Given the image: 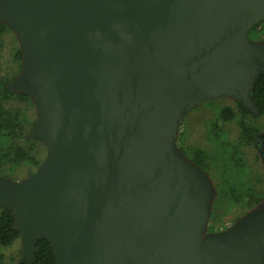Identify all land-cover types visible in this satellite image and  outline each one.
<instances>
[{
  "label": "water",
  "instance_id": "obj_1",
  "mask_svg": "<svg viewBox=\"0 0 264 264\" xmlns=\"http://www.w3.org/2000/svg\"><path fill=\"white\" fill-rule=\"evenodd\" d=\"M0 19L48 149L27 179L0 177L27 260L47 238L57 264H264V205L201 243L211 186L171 153L195 101L230 90L256 113L264 0H0Z\"/></svg>",
  "mask_w": 264,
  "mask_h": 264
},
{
  "label": "rangeland",
  "instance_id": "obj_2",
  "mask_svg": "<svg viewBox=\"0 0 264 264\" xmlns=\"http://www.w3.org/2000/svg\"><path fill=\"white\" fill-rule=\"evenodd\" d=\"M0 20L8 25L5 31L0 32V96L4 94L7 86L13 85L14 95L3 99L4 106L12 111H21L23 132L17 142L41 163L47 156L48 149L44 140L35 134L42 128L38 125V103L32 96L29 99L20 96L25 90L22 83L26 70L23 41L13 25L6 20ZM251 36L258 43L264 44V24L251 33ZM20 50L22 58L18 57ZM240 101L241 99L230 90L205 97L199 102L195 101L183 114L174 134L171 149L173 155H181L188 160L187 154L192 148L201 149L211 161L208 171L203 174L210 183L211 197L199 237L201 243H205L206 237L232 233L233 228L258 209L259 204L253 207L248 205L249 197L244 192L248 185H254L264 191V144L261 143V140H264V114H244L238 105ZM224 107H232L235 110L233 120L224 121L220 118V110ZM242 119L257 130L253 142H248L242 136L239 124ZM3 146L0 143V155L3 154ZM239 152L240 157L236 156ZM38 166L23 160H7L0 166V177L22 181L35 172ZM226 171L232 176L238 174L237 177L245 181L244 185L237 183L235 186L238 192L235 193L237 198L234 202H231V198L223 196L225 190L222 183L228 182ZM262 200L264 204V198ZM0 253L3 255L2 264H20L21 259L27 258L21 237L11 245H0Z\"/></svg>",
  "mask_w": 264,
  "mask_h": 264
},
{
  "label": "trees",
  "instance_id": "obj_3",
  "mask_svg": "<svg viewBox=\"0 0 264 264\" xmlns=\"http://www.w3.org/2000/svg\"><path fill=\"white\" fill-rule=\"evenodd\" d=\"M264 21L254 24L248 32L249 37L253 40L254 37L251 36V33L257 31ZM8 28V25L5 21L0 20V32L5 31ZM19 58L23 57L22 50L19 51ZM14 82V81H13ZM11 84V83H10ZM13 85H9L4 89V94L0 96V143L3 144V154L0 155V166L4 165V161L12 160L14 162L18 161H27L31 162L34 166H38L40 161L33 155H31L22 145L17 142V138L23 132V115L19 110H9L4 106L3 99L10 98L14 95ZM26 90V89H25ZM21 92L20 96L22 98L29 99L31 95L27 90ZM249 97L252 101L253 107L256 109V113L252 111L250 107L238 102V105L241 109V112L244 114L253 113L255 115L264 114V72L261 73L252 83L249 88ZM236 115L235 110L232 107H224L220 110V118L224 121L233 120ZM240 127L242 130V136L246 138L248 142H253L255 139L256 128L249 126L245 120L240 121ZM10 137V138H9ZM206 152L201 149H191L187 154L188 160L200 170L202 174H205L208 171L211 161L207 158ZM236 156L240 157L241 153L239 152ZM237 157V159H238ZM205 172V173H204ZM232 176L231 173L226 171L227 184L222 183V187L225 190L223 196L231 198V202H234L237 198L235 193L238 192L235 190L237 183L244 185V180L240 179L238 174ZM207 176H205L206 178ZM207 180V178H206ZM246 194H248L249 201L248 205L250 207L258 206V209L264 205V191L257 189L254 185H248L246 188ZM16 216L12 209L3 208L0 210V245L8 246L14 243L17 239L20 238L21 232L16 226ZM3 255L0 253V264H2ZM20 264H57V256L55 249L52 243L47 238H39L35 244L34 253L29 260L23 258L20 261Z\"/></svg>",
  "mask_w": 264,
  "mask_h": 264
},
{
  "label": "flooded vegetation",
  "instance_id": "obj_4",
  "mask_svg": "<svg viewBox=\"0 0 264 264\" xmlns=\"http://www.w3.org/2000/svg\"><path fill=\"white\" fill-rule=\"evenodd\" d=\"M261 143H263V144H264V140H263V141L261 140Z\"/></svg>",
  "mask_w": 264,
  "mask_h": 264
}]
</instances>
